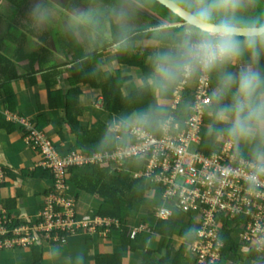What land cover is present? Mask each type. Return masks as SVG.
<instances>
[{
	"label": "crops",
	"instance_id": "crops-1",
	"mask_svg": "<svg viewBox=\"0 0 264 264\" xmlns=\"http://www.w3.org/2000/svg\"><path fill=\"white\" fill-rule=\"evenodd\" d=\"M22 1L5 0V3L2 4V16H0V54L7 59V61H0V82L4 81L6 77L11 78L9 88L12 91V105H8L4 89L0 90V116L9 122L8 128H0V166L19 173L23 170H33L39 166L42 158L40 152L27 142L26 131L21 123L9 119L5 111L25 118L34 128L47 135L60 153L71 150L78 151L79 148L76 144V135L71 131L65 116L66 109L64 105L71 102L68 101L67 94L71 95L74 100L69 106L70 115L74 114L79 126L86 128L89 134L95 131L97 133L103 132L102 139L107 150H113L131 141L130 129L134 126L147 129L145 126H147L152 115V99L159 107L157 124L162 117L164 118L169 112H173L171 105L174 102V85L168 91L161 93L151 84L152 72L147 76L143 74L138 66L117 62L115 58L117 48L113 47L115 42H113L112 37V41L109 42L106 34L103 35V38L102 36L98 37L97 34L87 35L86 45L85 42L81 43L78 40L75 30L62 33L60 29H54L52 25L56 21L53 18L50 20V28L46 29L45 24L37 27L32 23L31 18L23 14L22 11L19 16L25 19V22L19 24V27L16 28L18 24L14 20L15 13H12L13 16L10 15L9 18L6 17L8 15L4 4L15 5L18 10L19 8L23 10L24 4L22 6ZM52 12H54L53 9H49L50 15H53ZM146 29L158 28L150 23L147 24ZM164 29L167 30L168 28ZM164 33L166 32L162 34ZM72 38L81 46L84 54L96 53V56L90 60L87 67L82 69L79 67L80 70L86 69V71L88 68L90 80L75 84L78 87V94L75 91L72 92L75 85L69 82V79L75 78L72 76L74 69L77 70L75 60H73L75 48L69 43ZM100 39L104 41V45L99 43ZM165 46H170V43L145 38L142 40H129L127 47L147 48L145 63L152 64L153 54ZM32 52H35V54L43 52L46 55V60L41 63L35 55L33 62H31L29 55ZM239 67H241L240 64H235L233 72L238 71ZM49 68H54V70L49 71ZM105 73L122 78L120 92L123 97L141 88H148L147 107L140 108L138 105L141 101L138 99V101H135V106L129 110L125 117L105 109L100 86L105 80ZM12 74H15V76ZM91 81H94L95 85ZM211 82L214 89L216 84L215 74H211ZM187 84H192V80L189 79ZM183 105L184 103L180 104V108L174 112L183 115ZM204 130L207 132H203V136H209L212 131L211 124L206 123L203 127ZM223 138H227V136L217 137L219 140ZM92 145L93 147L97 146L96 144ZM237 149L249 157L247 146L241 144ZM88 167L86 165L80 166V173L91 171ZM139 169V163L133 160L127 161L123 166V170L128 171L131 177H139ZM145 181L146 185L141 203L139 206L134 207L127 217L129 229L138 226L143 227L142 230L137 232L151 230L157 220L155 216L156 208L165 204L160 190L147 180ZM51 183L50 178L42 176L8 177L0 189L1 205L6 207L7 200L15 197V204L10 212L21 221H27L36 211L42 208L45 196L51 192ZM66 195L74 201L77 218L86 216L87 219H94L98 217L104 219L103 223L101 225L96 224L93 228L78 227L74 229L64 243H49L47 239L39 237L38 243H41L42 247V257L39 263L34 262L31 246L29 245L1 249L0 264H94V256L102 252H120L124 264H141L142 250L131 251L121 248L118 221L110 218L111 222L108 223L107 219L109 217H101L97 214L101 205H110L108 200L79 190L68 181ZM176 217L184 222L188 221V217L180 212H176ZM162 239V235L152 232L148 247L157 248ZM182 240L183 237L179 230H174L169 242L171 255H173ZM237 253L241 255L240 264L245 262V264H264L259 257L253 258V253L246 252L242 246H238ZM158 255V253L153 254L154 257ZM235 262V255L232 252H227L220 264H235ZM188 264L196 263L188 259Z\"/></svg>",
	"mask_w": 264,
	"mask_h": 264
},
{
	"label": "built area",
	"instance_id": "built-area-1",
	"mask_svg": "<svg viewBox=\"0 0 264 264\" xmlns=\"http://www.w3.org/2000/svg\"><path fill=\"white\" fill-rule=\"evenodd\" d=\"M191 77L194 80L191 87L187 85L190 77L175 84L173 112L160 119L157 134L134 126L130 129L131 141L104 152L60 153L47 135L27 120L24 124L21 117L5 111L9 119L22 124L27 142L33 148L38 147L42 157L39 164L52 171L53 190L45 196L43 207L35 212L30 223L14 227L17 237L5 238L0 245H26L34 238H48L51 230L61 227L72 233L78 227L101 225L104 219L76 217L74 201L66 195V168L105 161L119 171L127 161L133 160L140 165L138 176L160 190L165 204L156 208V218H168L174 209L191 215L194 235L187 252L193 262L215 264L222 258V252L228 247L221 236L224 229L229 230L231 238L246 252H255L263 258L264 187L249 188L246 182L249 157L242 154L230 138L220 140L219 149L208 154L199 149L203 117L213 85L211 74L197 73ZM182 103L184 114H176L174 111ZM4 179L5 171L0 166V184ZM10 221L6 208L0 205V235L6 232V223ZM142 228H131L128 235L133 237Z\"/></svg>",
	"mask_w": 264,
	"mask_h": 264
},
{
	"label": "clouds",
	"instance_id": "clouds-1",
	"mask_svg": "<svg viewBox=\"0 0 264 264\" xmlns=\"http://www.w3.org/2000/svg\"><path fill=\"white\" fill-rule=\"evenodd\" d=\"M155 2L159 3V0ZM253 2L167 0L168 15L179 20L182 26L173 32L164 29V21L159 22L157 31L167 32L170 46L153 54L150 81L157 91L163 93L173 85L174 90L175 84L183 78L190 77L187 82L191 79L193 84L191 76L197 73L215 74L216 84L209 108L215 120L224 127L214 125L213 131L230 138L237 148L241 144L248 147L246 182L255 190L264 187V72L251 65L242 66L236 72L227 70L243 57L255 58L258 63L264 56V12L248 14ZM143 7L144 0H122L104 12L74 7L70 29L95 34L108 16L120 22L123 29L124 24ZM29 15L37 27L50 19L42 0H35ZM128 45L129 36L122 32L113 47L123 49ZM192 84L187 85L191 87ZM177 107L179 109L180 104Z\"/></svg>",
	"mask_w": 264,
	"mask_h": 264
},
{
	"label": "trees",
	"instance_id": "trees-1",
	"mask_svg": "<svg viewBox=\"0 0 264 264\" xmlns=\"http://www.w3.org/2000/svg\"><path fill=\"white\" fill-rule=\"evenodd\" d=\"M144 5L153 10L154 12L160 14L168 21H175V19L171 18L168 15V9L162 6L161 4L156 3L155 0H144ZM139 12L141 13L140 17H142L141 19H143V21L144 19H149L153 21V24H157L156 21L152 20L146 12H143L142 10H139ZM262 12H264V0H254L253 4L248 9V14L256 15ZM146 26L147 25L145 24L141 25L140 27L130 29L124 26V28L121 29L119 24L111 22L110 32L113 38V42H115L118 36L122 32H124L128 34L129 40H142L145 38H151L160 42L170 43V39L167 32L162 34L163 32H158L157 29L147 30ZM180 28L181 27H171L167 30L174 32L179 30ZM69 43L75 48L73 60H75V66L77 68V70L74 69L72 75L75 78L69 79V82H71L73 85H75L76 83L79 84V82H87L88 80H90L88 76V68L87 71L86 69L80 70V68L82 69L83 67H87L90 63V60L94 56H96V53L84 54L81 50V46L77 43L74 38H72ZM105 47H107V45H105ZM35 55L41 63L42 61L46 60V55L43 52L38 54L32 52L29 55V59L31 60V62H33ZM115 55L117 62L138 66L141 68L143 74L147 76H149L152 72V64L145 63V58L147 56V48H117ZM3 60L7 61V59L0 54V61ZM252 60L256 61L255 58H252ZM256 67H258L262 72H264V56L260 57L258 63L256 61ZM233 69L234 65L230 66L227 70L233 72ZM52 70H54V68H49V71ZM12 75L15 76V74ZM104 75L105 80L101 83L100 86L102 89L103 106L105 109L110 112H115L122 117H125L128 114L129 110H131V108L135 106V101H138V99L141 101L138 105L140 106V108L147 107L146 98H148L147 96H149L148 88H141L135 91L134 93L123 97L120 92V84L122 78L119 76L115 77L110 73H105ZM10 79L11 78L6 77L4 81L0 82V90L4 89L8 105H12V91L9 88ZM91 83L95 85L94 81H91ZM74 91L76 94H78L77 85H75L74 89H72V92ZM49 94L51 93L49 92ZM66 96L69 98L68 101H74L71 95L67 94ZM71 102H68L66 105H64V108L66 109L65 116L71 131L76 135V144L79 146L78 151L86 154H91L95 151H106L107 148L102 139L103 132L97 133V131H95L89 134L86 128L79 126L76 116L74 114L70 115L69 106L71 105ZM151 108L152 115L147 126L145 127L153 133L157 134L159 132V127L157 124V119L159 116V107L153 99L151 103ZM203 120L204 122L211 124L212 131L209 136L202 137L199 149L202 152L208 154L211 151L218 150L221 144V141L217 139L219 135H216L213 131V126L215 125L216 127H224V125L215 120L214 113L209 108V106L206 108ZM8 126L9 122L7 120L5 121V119H2L0 116V128H8ZM92 144H96L97 146L93 147ZM35 149L40 152L38 147H36ZM86 166H89L88 168H90L91 171L80 173V165L68 166L64 175L66 184L67 181L69 183L71 182L76 186L77 189L90 194H95L110 202L109 206L101 205L98 208L97 214L101 217H109L118 221L120 245L123 250H142L143 256L141 264H188V259L191 258L187 252V247L188 244L192 241L194 235L193 221L190 214L180 212L186 215V217H188V221L184 222L182 221V219H177L176 212L179 211H177V209H174L172 215L168 218H157L151 230L136 232L131 238L128 236L129 228L127 225V217L130 215L131 210L134 207L140 205L145 190L146 179L142 176L131 177L128 171L123 170L124 165L122 166V169H120L118 172L112 171L115 168L114 165L110 162L105 161L91 163ZM3 169L5 171V179L0 184V189L6 182L8 177L23 178L25 176H42L44 178H50L51 181H53L51 169L43 167L40 164L33 170H23L19 173L7 170L4 167ZM50 190H53L52 184ZM14 204L15 197L9 198L7 200V206L5 208L11 218V221L9 223H6V232L0 235V241H3L5 238L17 237V234L13 232L14 227L21 223H30L31 221H21L20 219L15 217L10 212ZM176 229L179 230V233L183 237V240L179 244L173 255H171L169 242L171 240V236L174 230ZM152 232L162 235L163 237L162 242H160L157 248L155 249L148 247L149 238ZM41 233L45 234L44 231H42ZM70 233L71 232H69L64 227L56 228L49 232V237L46 239L49 243H64L70 236ZM221 236L226 239L228 247L226 248L227 251L222 250V258L219 259L215 264H220L225 258L227 252H232L235 255L236 262L239 263L241 261V255L237 253L239 246L238 242L231 238V236L229 235V230L224 229ZM42 238L45 239L44 236H42ZM38 239L39 238H34L32 242L26 244L31 246V251L34 258L33 260L35 263H39L42 257V247L41 243H38ZM18 246L21 245L16 243H14L12 246L0 245V250ZM163 249L164 251L162 252ZM154 253H158L159 255L157 257H154ZM121 257L122 256L120 252L98 253L94 256V264H124L122 262ZM252 257L255 258L259 256H257V254L254 252L252 254ZM259 258L264 262V257Z\"/></svg>",
	"mask_w": 264,
	"mask_h": 264
},
{
	"label": "rangeland",
	"instance_id": "rangeland-1",
	"mask_svg": "<svg viewBox=\"0 0 264 264\" xmlns=\"http://www.w3.org/2000/svg\"><path fill=\"white\" fill-rule=\"evenodd\" d=\"M5 0H1V4H0V16H2V7H3V3ZM44 1V0H42ZM59 1V2H58ZM22 6L24 4V8L23 10H21L22 8H19L18 10V7H16L15 5H6L4 4V7L6 8V13L8 16L6 17H10L13 16L12 13H15V18L14 20H16V24L18 28L19 27V24H24L25 22V19H23L22 17H20V12L22 11L23 14H26L27 16L30 17L29 13H30V9L32 8V5L34 4L35 0H23L22 1ZM122 0H47V2H45V5L47 7H50V9H54L55 8V5L57 6V3H59V13H56L55 10L54 12H52L51 14L53 15H50V19L49 21L44 25L46 29L50 28L51 26V22L50 20L53 18L54 21V24L52 25V27L55 29H60V30H63V31H74V29H70V25L72 24V21H73V8L74 7H81V8H84V6L87 4V9H96L98 11H101V12H104L106 9H109L111 7H114L116 6L117 4L121 3ZM58 14H59V17H58ZM141 16V13L139 11H136L132 17V19L128 22H126L124 24L125 27L127 28H136V27H140L141 25H147V24H153L151 20L149 19H144L145 21H143V19H141L142 17ZM111 22H114V23H117L120 25V22H117L115 21L113 18H111L110 16H108L107 18H105L102 22V25L100 26L99 29H97V31L95 32V34H97L98 37L102 36L103 38V35H107L108 36V41L111 42L112 39H111V32H110V24ZM142 23H145V24H142ZM157 24H155L156 26ZM147 27V26H146ZM76 32V36L78 37V40L81 42V43H84L87 45V35H92V34H87L83 31H79ZM91 37V36H90ZM90 39V38H89ZM101 40V39H100ZM104 41L101 40L99 41V43H103ZM29 45H31V43H29ZM252 58L250 57H243L241 58L238 62H236L235 64L239 65L242 67V66H245V65H251L253 67H256V61H252L251 60ZM240 69V67L238 68ZM17 116V115H16ZM19 117V116H17ZM20 118V117H19ZM22 119V121L25 123H27L26 119L25 118H20ZM22 125V124H21ZM206 130H209V129H206ZM206 130H204L203 132H207ZM112 171L114 172H117L118 170H116V168H114ZM52 184V183H51ZM51 187V186H50ZM45 200H43L42 202V207H43V204H44ZM35 215V214H34ZM33 215V216H34ZM32 216V217H33ZM29 218V220L32 221L33 218ZM45 239L47 238L46 236H44ZM259 261V260H258ZM246 263V262H245ZM244 263V264H245ZM235 264H239L237 262H235Z\"/></svg>",
	"mask_w": 264,
	"mask_h": 264
},
{
	"label": "water",
	"instance_id": "water-1",
	"mask_svg": "<svg viewBox=\"0 0 264 264\" xmlns=\"http://www.w3.org/2000/svg\"><path fill=\"white\" fill-rule=\"evenodd\" d=\"M159 4H161L162 6H164L165 8L168 9L167 0H159ZM143 10L151 17L152 20L156 21V23H157L156 27L157 28L160 27V24H159L160 21H164V25H163L164 28L181 27L182 26L179 20L168 21L163 16L154 12L153 10H151L150 8H148L145 5L143 7Z\"/></svg>",
	"mask_w": 264,
	"mask_h": 264
},
{
	"label": "flooded vegetation",
	"instance_id": "flooded-vegetation-1",
	"mask_svg": "<svg viewBox=\"0 0 264 264\" xmlns=\"http://www.w3.org/2000/svg\"><path fill=\"white\" fill-rule=\"evenodd\" d=\"M43 3H45V2H47V0H44V1H42ZM59 2V1H58ZM48 8V10L50 9V7H47ZM53 9V8H52ZM59 9H60V7H59V3H57V6L55 5V8L53 9V11L55 10V12L56 13H59ZM84 9H87V4L84 6ZM51 11V10H50ZM143 12H145L144 10H142ZM153 25H155V24H153ZM60 31H62V33H65L63 30H60Z\"/></svg>",
	"mask_w": 264,
	"mask_h": 264
}]
</instances>
